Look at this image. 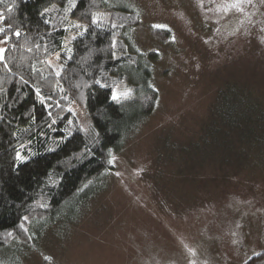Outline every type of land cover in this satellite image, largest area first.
Returning a JSON list of instances; mask_svg holds the SVG:
<instances>
[{"label":"rangeland","instance_id":"1","mask_svg":"<svg viewBox=\"0 0 264 264\" xmlns=\"http://www.w3.org/2000/svg\"><path fill=\"white\" fill-rule=\"evenodd\" d=\"M231 1L104 0L138 16L124 41L155 55L156 104L92 197L46 221L19 264H244L264 251V0Z\"/></svg>","mask_w":264,"mask_h":264},{"label":"trees","instance_id":"2","mask_svg":"<svg viewBox=\"0 0 264 264\" xmlns=\"http://www.w3.org/2000/svg\"><path fill=\"white\" fill-rule=\"evenodd\" d=\"M137 23L104 0H0V264H19L49 220L83 207L112 151L153 111L155 55L124 41ZM118 87L128 93L113 100ZM244 264H264V251Z\"/></svg>","mask_w":264,"mask_h":264},{"label":"snow or ice","instance_id":"3","mask_svg":"<svg viewBox=\"0 0 264 264\" xmlns=\"http://www.w3.org/2000/svg\"><path fill=\"white\" fill-rule=\"evenodd\" d=\"M230 7L231 8H238L239 7V0H237V2H235V3H232L231 5H230ZM228 9L227 8H225V11H227ZM46 23H47V21H45ZM92 23L93 24H97L98 25V23H99V21L95 18V17H93V20H92ZM74 27H76V28H79L80 27V25L79 24H76V25H74ZM154 27H158V28H160V27H164V26H162V25H156V26H154ZM0 31H3V29H0ZM16 36H19L20 35V33L19 32H16V33H14ZM173 40L175 39L174 37L172 38ZM4 43H6L7 42V39L5 40V41H3ZM5 51V49H0V53H2V52H4ZM0 58H2V57H0ZM37 94H39V93H37ZM120 98V96L117 94V92L115 91V90H113V93H112V99L113 100H117V99H119ZM16 159H17V161H23L24 160V157L21 155V153L20 152H17V154H16ZM115 158H113V160H114ZM113 161L112 160H110L109 161V163H112Z\"/></svg>","mask_w":264,"mask_h":264}]
</instances>
